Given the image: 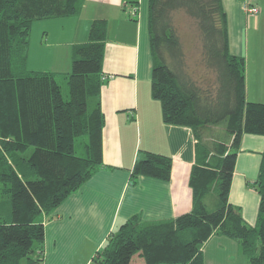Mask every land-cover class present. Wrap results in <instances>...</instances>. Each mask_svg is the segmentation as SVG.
<instances>
[{"label": "trees", "instance_id": "16d2710c", "mask_svg": "<svg viewBox=\"0 0 264 264\" xmlns=\"http://www.w3.org/2000/svg\"><path fill=\"white\" fill-rule=\"evenodd\" d=\"M84 1L0 0V264H42L44 218L103 166L107 20H95L88 41L75 49L65 76L68 99L61 75L27 69L34 23L77 16ZM186 17L193 37L187 40ZM149 39L151 94L163 122L191 129L201 142L197 152L210 159L192 168L191 212L153 222L131 217L92 264H131L135 256L145 264H204L202 248L213 234L237 241L248 264H264V151L253 182L260 196L256 225L229 201L242 136H264V100L246 99V60L230 52L222 0H150ZM216 126L225 138L206 144ZM172 164L169 156L144 152L131 183L140 176L168 182Z\"/></svg>", "mask_w": 264, "mask_h": 264}, {"label": "crops", "instance_id": "0c3cea01", "mask_svg": "<svg viewBox=\"0 0 264 264\" xmlns=\"http://www.w3.org/2000/svg\"><path fill=\"white\" fill-rule=\"evenodd\" d=\"M229 49L246 60V99L264 100V0H222ZM263 4V7H262ZM150 0H85L79 15L42 20L40 47L29 46L30 70L66 76L75 49L88 41L92 23L108 22L103 74L108 82L101 89L105 114L103 166L80 190L44 218L45 246L42 264H92L107 238L135 215L145 221L177 218L193 209L191 171L210 156L187 127L163 122L161 104L152 98L153 56L149 39ZM248 7H258L249 15ZM32 41V40H31ZM39 53L43 55L39 57ZM36 58H38L36 60ZM31 61L34 64L31 65ZM223 126L208 129L204 142L223 140ZM264 136L245 134L237 154L229 201L241 208L243 218L256 225L260 196L253 187L257 179ZM144 152L172 159L168 182L140 176L131 183L135 162ZM204 264H248L237 241L213 234L203 245ZM138 257V258H135ZM131 264H145L135 256ZM39 264V263H35Z\"/></svg>", "mask_w": 264, "mask_h": 264}, {"label": "rangeland", "instance_id": "374dc122", "mask_svg": "<svg viewBox=\"0 0 264 264\" xmlns=\"http://www.w3.org/2000/svg\"><path fill=\"white\" fill-rule=\"evenodd\" d=\"M262 7H263V4H262ZM183 21H184V26L182 27V29L184 30V32L187 33V34H184V38H186L185 40H187V39L192 37L191 36L192 32H190L191 31L190 28H192V26H191V23H190L189 19H187V17H186V19H183ZM36 26L32 30L31 37H30V44L32 45L31 49H32L33 55H34V52H35V47L37 45L40 47L42 36H43V30L41 29V27H36ZM193 30H194V28H193ZM263 41H264V33L262 32V33H260V42L262 43ZM184 42L186 43V41H184ZM42 57H43V55L41 53H39V57L38 58H42ZM38 58H36V60ZM28 64L29 63H27V69L30 70V65H28ZM33 64H34V61H31V65H33ZM59 82H60L61 87H62V93H63L64 99H68V86H67V81H66L64 75L59 77ZM135 258H138V257H135Z\"/></svg>", "mask_w": 264, "mask_h": 264}, {"label": "built area", "instance_id": "2783aa9c", "mask_svg": "<svg viewBox=\"0 0 264 264\" xmlns=\"http://www.w3.org/2000/svg\"><path fill=\"white\" fill-rule=\"evenodd\" d=\"M246 11H247V13L249 14V15H257V13L259 12V9H258V7H248L247 6V8H246Z\"/></svg>", "mask_w": 264, "mask_h": 264}]
</instances>
